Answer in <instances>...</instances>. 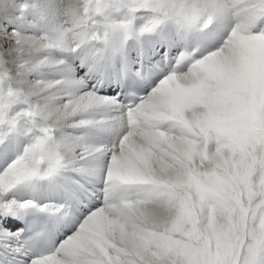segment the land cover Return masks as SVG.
Returning a JSON list of instances; mask_svg holds the SVG:
<instances>
[{
	"label": "snow or ice",
	"instance_id": "6c2138e0",
	"mask_svg": "<svg viewBox=\"0 0 264 264\" xmlns=\"http://www.w3.org/2000/svg\"><path fill=\"white\" fill-rule=\"evenodd\" d=\"M0 264H264V0H0Z\"/></svg>",
	"mask_w": 264,
	"mask_h": 264
}]
</instances>
